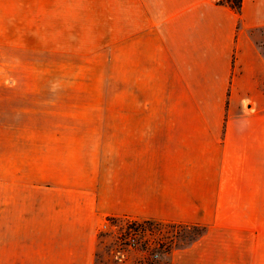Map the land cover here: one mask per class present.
Wrapping results in <instances>:
<instances>
[{
	"label": "crops",
	"instance_id": "obj_1",
	"mask_svg": "<svg viewBox=\"0 0 264 264\" xmlns=\"http://www.w3.org/2000/svg\"><path fill=\"white\" fill-rule=\"evenodd\" d=\"M114 4L123 13L125 116L28 120L19 125L29 132L16 133V100L36 102L45 90L5 84L1 56L0 207L16 187L37 190L35 153L19 162L32 180L10 182L16 142H92L98 220L202 226L170 259L210 264L212 225L264 221V0H242L239 11L219 0ZM224 262L264 264V245L247 243Z\"/></svg>",
	"mask_w": 264,
	"mask_h": 264
},
{
	"label": "rangeland",
	"instance_id": "obj_2",
	"mask_svg": "<svg viewBox=\"0 0 264 264\" xmlns=\"http://www.w3.org/2000/svg\"><path fill=\"white\" fill-rule=\"evenodd\" d=\"M116 8L114 0H0L5 84L45 90L36 102L16 100V133L29 132L31 126L19 125L28 120L126 115L123 13ZM259 42L264 51V29ZM91 144L16 142L17 174L10 182L32 180L33 171L19 162L35 153L37 190L16 187L0 207V261L172 264L173 251L204 233L202 226L172 222L98 220ZM262 232L264 221L216 222L207 262L224 264L247 243L264 245Z\"/></svg>",
	"mask_w": 264,
	"mask_h": 264
},
{
	"label": "trees",
	"instance_id": "obj_3",
	"mask_svg": "<svg viewBox=\"0 0 264 264\" xmlns=\"http://www.w3.org/2000/svg\"><path fill=\"white\" fill-rule=\"evenodd\" d=\"M241 1L242 0H219L220 3H224L236 11H239L240 9ZM143 222H151V221H143Z\"/></svg>",
	"mask_w": 264,
	"mask_h": 264
}]
</instances>
